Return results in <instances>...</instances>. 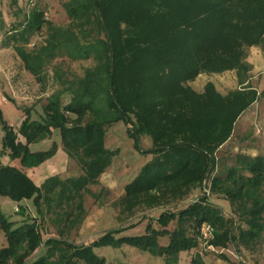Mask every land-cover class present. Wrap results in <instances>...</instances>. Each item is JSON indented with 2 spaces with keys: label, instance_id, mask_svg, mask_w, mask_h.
<instances>
[{
  "label": "trees",
  "instance_id": "16d2710c",
  "mask_svg": "<svg viewBox=\"0 0 264 264\" xmlns=\"http://www.w3.org/2000/svg\"><path fill=\"white\" fill-rule=\"evenodd\" d=\"M9 1L15 14L22 11L18 0ZM62 7L65 25L32 3L22 19L0 31L2 46L14 49L25 70L40 81L51 68L56 85L42 113L24 108L17 127L0 109V194L17 202L16 212L30 215L15 225L0 209L6 239L0 264H105L106 257L96 251L103 245L136 246L161 256L164 264H176L181 251H191L190 264H207L203 250L231 245L252 258L264 242V154L236 153L221 172L215 150L231 137L241 113L264 96V87L251 84L252 64L246 60L249 47H264V0H64ZM33 37L39 40L32 42ZM68 58L92 64L78 75L55 62ZM225 70H234L240 83L225 94L213 81L201 91L188 83L201 72ZM119 120L136 146L142 133L153 140L145 150L152 157L124 186L122 214L130 218L137 208L184 199L198 189L195 197L161 211L155 218L159 226L147 221L142 233L124 234L135 225L131 222L103 231L88 244L44 239L37 220L43 219L42 206L54 211L78 198L75 206L82 208L88 185L115 155L105 137ZM59 146L81 173L51 174L36 184L25 168L53 157ZM16 158L19 166L12 163ZM215 198H225L230 212ZM27 200L36 214L22 203ZM202 221L214 228L212 247L201 245ZM198 247L202 251L194 252Z\"/></svg>",
  "mask_w": 264,
  "mask_h": 264
},
{
  "label": "rangeland",
  "instance_id": "374dc122",
  "mask_svg": "<svg viewBox=\"0 0 264 264\" xmlns=\"http://www.w3.org/2000/svg\"><path fill=\"white\" fill-rule=\"evenodd\" d=\"M22 8L18 14H15V7H11L9 0H0V31L10 24L11 20L22 19L23 13L31 7L32 3L40 5L47 17L58 24L65 25L68 16L65 14L62 2L64 0H18ZM0 34V37L2 36ZM39 38H32V42H37ZM247 62L252 64L248 72V78L253 86L258 89L264 87V47L256 46L247 49ZM56 63L72 73L81 75L83 68L92 64L91 59L72 60L57 59ZM44 80H37L34 76L25 70L21 59L18 57L12 47H3L0 42V109L2 114L13 127H17L24 115V108L29 107L35 115L42 113V106L46 102V96L55 88L53 85V71L51 68L46 70ZM213 81L216 88L221 93L240 86L234 70H225L224 72H201L196 78L188 83L194 90L201 91L206 82ZM230 135L228 142L215 150L217 157V170L224 172L222 168L228 167L234 160L236 153L264 154V96L260 97L250 106L248 110L241 115ZM3 130L0 128V140ZM56 137V136H55ZM58 139V136L55 138ZM138 146L135 145V139L127 132V126L123 121L113 122L106 133V146L111 150L115 149V155L111 164L98 178L97 182L88 185L89 189L84 193L82 208L75 206L79 201L76 198L72 205L54 207V211H47L43 208V219L38 216L37 220L42 230L43 237H63L77 244H88L92 239L102 234L103 231L117 226H125L131 222L135 225L125 230L124 234L142 233L145 231V223H151L158 227L155 218L165 209H177L185 201L194 198L198 189L193 190L184 199L173 200L168 203L159 204L152 208H137L135 213L126 218L121 211L119 204L120 196L123 194L124 186L140 170V167L152 157V153L145 151L153 145L151 137L142 133L138 138ZM33 143V147H41L45 141ZM44 143V144H43ZM1 148V144H0ZM250 152V153H249ZM3 158L6 156H2ZM8 159V158H6ZM19 163L16 158L13 162ZM54 168V171L51 169ZM79 164L72 158L64 155L61 146L53 157L44 160L41 164L29 169L34 182L40 184L44 178L53 173L61 172V176L79 175L81 173ZM45 175V176H44ZM193 196V197H192ZM221 207L227 213L230 212L229 202L225 198H215ZM27 203V210L30 214H36L33 204ZM17 202L6 195L0 194V209L10 220L18 221L28 218L30 215H21L16 212ZM68 212V213H66ZM164 242L165 239L162 238ZM5 242V233L0 229V245ZM229 249L215 248V251H202L200 247L193 249L204 252L207 264H236L237 262H248L250 264H264V242L260 245V250L250 255L239 253L231 245ZM96 251L106 257L105 264H164L160 256H155L147 251H141L136 246L121 245L117 247L103 245L96 248ZM225 253L228 258L222 257ZM191 251H181L176 264H190ZM255 260V262H254Z\"/></svg>",
  "mask_w": 264,
  "mask_h": 264
},
{
  "label": "built area",
  "instance_id": "2783aa9c",
  "mask_svg": "<svg viewBox=\"0 0 264 264\" xmlns=\"http://www.w3.org/2000/svg\"><path fill=\"white\" fill-rule=\"evenodd\" d=\"M209 186H206L205 184L203 185V192L205 194L209 193ZM213 226L210 222L208 221H202V224L199 228V236L201 237V245L202 246H207V247H212L210 244V240L213 238Z\"/></svg>",
  "mask_w": 264,
  "mask_h": 264
},
{
  "label": "crops",
  "instance_id": "0c3cea01",
  "mask_svg": "<svg viewBox=\"0 0 264 264\" xmlns=\"http://www.w3.org/2000/svg\"><path fill=\"white\" fill-rule=\"evenodd\" d=\"M253 47H256V45H253V46H252V47H250V48L252 49ZM253 104H254V103H253ZM249 108H250V106H249ZM249 108H247L246 110H248ZM246 110H245V111H246ZM245 111H244V112H245ZM244 112H242V113H241V115H243V114H244ZM241 115L239 116V118H241ZM239 118H238V120H239ZM236 123H237V122H236ZM235 125H236V124H235ZM233 130H234V129H233ZM232 133H233V131H232ZM232 133H231V134H232ZM229 139H230V138H229ZM229 139H228V140H229ZM227 142H228V141H226L224 144H226ZM224 144H222V145H224ZM62 150H63V149H62ZM63 152H64V151H63ZM249 153H250V152H249ZM64 155L66 156L65 152H64ZM251 155H255V154H251ZM66 157L68 158V156H66ZM1 158H2V159H1V160H2V162H7V161H8V159H6L7 157H6V158H5V157H4V158H3V157H1ZM68 161H69V158H68ZM12 162H13V161H12ZM15 164H16V165H18V166L20 165L19 163H15ZM29 169H30V168H29ZM29 169H26V168H25V171H27V172H28V170H29ZM31 169H33V168H31ZM51 170H52V171H54V168H52ZM58 173H60V174H61V172H57V173H53V174H58ZM61 175H62V174H61ZM44 176H45V175H44ZM62 177H63V176H62ZM64 177H66V176H64ZM5 241H6V239H5ZM4 244H6V243H5V242H3V244H2V245H0V247L4 246Z\"/></svg>",
  "mask_w": 264,
  "mask_h": 264
}]
</instances>
